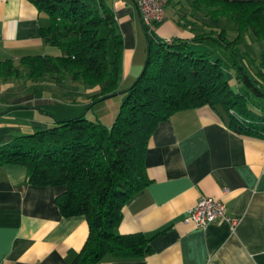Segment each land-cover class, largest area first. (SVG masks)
Here are the masks:
<instances>
[{
  "label": "crops",
  "instance_id": "obj_1",
  "mask_svg": "<svg viewBox=\"0 0 264 264\" xmlns=\"http://www.w3.org/2000/svg\"><path fill=\"white\" fill-rule=\"evenodd\" d=\"M105 1L123 42L118 84H130L145 64L148 47L141 15L136 0ZM171 1L154 35L188 42L196 53L222 52L229 62L214 43L218 32L229 37L220 27L224 19L207 17L194 0H173L170 5ZM224 1L264 5V0ZM49 23L29 0H0V62H11L20 72L18 77L0 78V146L52 127L57 120L78 117V106L89 104L90 91L84 87L62 85L64 80L55 85L50 76L30 80L21 66L28 57L60 55L43 40ZM201 36L205 39L192 42ZM242 40L243 35L236 51L253 72L262 51L255 39V52L239 50ZM64 89L67 97L59 101L54 91ZM76 94L83 100L74 99ZM144 165L149 184L123 206L117 232L150 237L151 253L142 259L107 255L100 264H264V140L233 133L208 106L182 110L158 124ZM59 194L54 187L30 185L23 166L0 165V264L74 261L87 240L88 225L83 216L61 215L55 204ZM200 197L221 201L237 223L218 221L202 230L186 222L188 210Z\"/></svg>",
  "mask_w": 264,
  "mask_h": 264
},
{
  "label": "trees",
  "instance_id": "obj_2",
  "mask_svg": "<svg viewBox=\"0 0 264 264\" xmlns=\"http://www.w3.org/2000/svg\"><path fill=\"white\" fill-rule=\"evenodd\" d=\"M29 1L49 17L42 37L60 55L23 59L27 77L36 81L50 76L60 83L68 74L88 88L109 81L91 98L92 104L116 95L123 42L106 1ZM193 4L211 19L235 24L234 38L224 31L214 38L226 53L228 65L221 58L213 60L208 52L196 53L188 42L166 43L143 28L148 41L145 66L126 90L127 97L110 128L98 119L78 116L57 120L52 127L0 146V165L25 167L30 185L60 190L55 204L63 217L85 218L88 237L71 264H100L107 255L142 259L151 253L150 237L120 235L117 226L126 202L149 184L144 159L152 134L174 113L208 106L226 120L233 133L264 140V112L251 109L252 97L264 98V51L254 72L243 65L236 51L246 31L264 44V5L224 0H194ZM204 39L201 36L192 42ZM109 41L114 44L111 60ZM19 74L11 62H0V78Z\"/></svg>",
  "mask_w": 264,
  "mask_h": 264
},
{
  "label": "rangeland",
  "instance_id": "obj_3",
  "mask_svg": "<svg viewBox=\"0 0 264 264\" xmlns=\"http://www.w3.org/2000/svg\"><path fill=\"white\" fill-rule=\"evenodd\" d=\"M186 1H188V0H186ZM172 4H173V0L171 1L170 5H172ZM165 8H166L165 9L166 13L168 14L170 12V7L166 4ZM220 27L224 28L227 31V33H228L230 38H233L235 36V34H236V26H235V24L233 22H231L229 20H226V19L221 20L220 21ZM101 35L106 37L107 36L106 30L102 29L101 30ZM252 43H253V46H251ZM254 43H256V42L254 41L250 31H246L243 34V40L240 43L239 50L247 49L248 51H251V52L254 51L255 52L256 47H255ZM246 45H247V47H246ZM257 46L260 48L261 51H264V44H261V43L257 42ZM113 51H114V44H113L112 41H109L108 42V57H109L110 60L113 57ZM221 53L218 52V51H215V50L209 51V54H210V56H211V58L213 60H215L217 58H221V59H223V61H225V64L228 65L226 63V60L224 59L223 55H221ZM147 54H148V47L146 46L145 47V62H146V59H147ZM238 56L241 57L242 55L239 54ZM144 66H145V64H144ZM144 66L141 69V71H140L138 76H140V74L142 73V71L144 69ZM251 71H253L252 68H251ZM262 76H264V72H262ZM137 79H138V77L134 81H132V83H130V84L128 82L123 83V84L120 82L119 92H117L116 95H113V96L109 97L108 99H106L104 101H101V102H98V103H95V104L91 103L92 102L91 98L93 96L98 95V93H100L103 88L107 87L109 85V81L104 82L100 86H96V87H93V88H88L81 81H77V82L73 81L71 76L66 74L64 76V78L62 79V80H64V81H62V85L73 86V87H76V88L77 87H84V89H86L87 91L89 90L90 91L89 92L90 97L88 98L89 99V104H87L84 107L81 106L83 104L78 106L79 109H80V112H81L80 113L81 115H79V116H86V118H89L91 120L98 119L103 124H105L107 127L110 128L113 125V123L116 121V119L118 117V114H119V112L121 110V106H122L124 100L127 97L126 90H128L131 86H133V84L136 82ZM54 84L56 85V82H54ZM54 96L59 98V101L65 100L66 97H67L66 90L65 89L64 90H55L54 91ZM82 97H83L82 95L76 94L73 98L81 101V100H83ZM59 101H58V103H59ZM251 102H253V105H251V109L255 113L260 114V113L264 112V98L252 97L251 98ZM67 105L69 107L73 106V104H71L70 102L67 103ZM60 108H61V106L54 108V110H58Z\"/></svg>",
  "mask_w": 264,
  "mask_h": 264
},
{
  "label": "built area",
  "instance_id": "obj_4",
  "mask_svg": "<svg viewBox=\"0 0 264 264\" xmlns=\"http://www.w3.org/2000/svg\"><path fill=\"white\" fill-rule=\"evenodd\" d=\"M143 28L149 36H155V28L165 20V7L167 0H136ZM170 43V40H165ZM186 222H191L198 229H205L212 223L228 221L232 225L237 219L227 215L225 205L219 201L207 197H200L197 203L188 210Z\"/></svg>",
  "mask_w": 264,
  "mask_h": 264
}]
</instances>
